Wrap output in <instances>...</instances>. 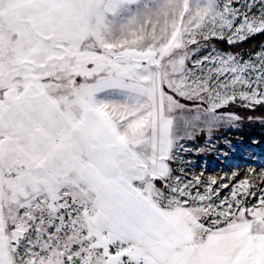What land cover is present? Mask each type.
I'll return each mask as SVG.
<instances>
[{"label": "snow or ice", "instance_id": "1", "mask_svg": "<svg viewBox=\"0 0 264 264\" xmlns=\"http://www.w3.org/2000/svg\"><path fill=\"white\" fill-rule=\"evenodd\" d=\"M256 35L264 0H0V264H264V188L184 143L264 124V46L204 54Z\"/></svg>", "mask_w": 264, "mask_h": 264}, {"label": "rangeland", "instance_id": "2", "mask_svg": "<svg viewBox=\"0 0 264 264\" xmlns=\"http://www.w3.org/2000/svg\"><path fill=\"white\" fill-rule=\"evenodd\" d=\"M257 36V35H256ZM255 37V36H254ZM252 37V38H254ZM251 38V39H252ZM250 40V39H249ZM243 43H246L247 41ZM241 43V44H243ZM226 42L213 40L208 42V47L204 50V54L215 50L216 52H224L238 55L243 59H248L250 54L258 51L264 43L257 49L249 48L243 53L233 52L231 49H224ZM241 44L228 45L229 47ZM227 111L237 113L245 119L236 122L235 127H224L215 133L212 137V144L207 145L201 142V138L195 141H185L184 143L190 148L207 147L208 152L197 154L193 152L187 155V159L192 161L196 166L189 168L191 174H200L205 169L204 179L209 175L214 176L218 180V188L220 197H230V189L237 180H249L251 184L256 186V195H260L259 189L264 188V124L259 121L249 122L248 115L252 113L240 107H233ZM264 113V109H258L255 115L259 116ZM236 173L235 179L232 174ZM227 182L229 188H219V183ZM252 189H250L251 191ZM203 191V189H201ZM252 198H248L250 203Z\"/></svg>", "mask_w": 264, "mask_h": 264}, {"label": "trees", "instance_id": "3", "mask_svg": "<svg viewBox=\"0 0 264 264\" xmlns=\"http://www.w3.org/2000/svg\"><path fill=\"white\" fill-rule=\"evenodd\" d=\"M264 43V35H257L254 38L250 39L246 43L241 45L229 47L228 45L224 44V49L229 50L231 49L233 52L243 53L245 50L249 48L257 49Z\"/></svg>", "mask_w": 264, "mask_h": 264}]
</instances>
